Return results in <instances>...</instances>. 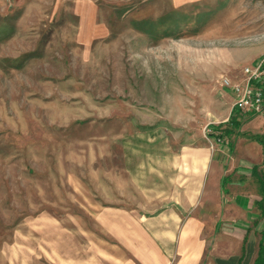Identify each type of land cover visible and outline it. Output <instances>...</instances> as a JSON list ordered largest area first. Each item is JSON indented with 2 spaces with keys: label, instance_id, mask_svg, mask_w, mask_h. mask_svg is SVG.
I'll return each instance as SVG.
<instances>
[{
  "label": "rangeland",
  "instance_id": "rangeland-1",
  "mask_svg": "<svg viewBox=\"0 0 264 264\" xmlns=\"http://www.w3.org/2000/svg\"><path fill=\"white\" fill-rule=\"evenodd\" d=\"M263 55L264 0H0V264H159L188 192L199 264H254L264 117L223 77Z\"/></svg>",
  "mask_w": 264,
  "mask_h": 264
},
{
  "label": "crops",
  "instance_id": "crops-1",
  "mask_svg": "<svg viewBox=\"0 0 264 264\" xmlns=\"http://www.w3.org/2000/svg\"><path fill=\"white\" fill-rule=\"evenodd\" d=\"M245 115V114H242ZM190 161V158H188ZM198 171L194 173L193 180H198V184L192 187L193 195L200 196L202 190L207 189V183L216 187L218 191V161L207 175V160L205 154L198 157ZM190 181L183 184L188 190H191ZM184 196L186 204L172 205L170 216H163L167 220V228H170L167 235H163L166 241V253L162 252L159 264H199L206 255V242L203 230L207 227L218 230V211L211 207L199 206L190 207L191 199ZM191 198V197H190ZM195 205V204H194ZM215 210L214 212H212ZM214 215L215 222L211 220ZM209 225V226H208ZM181 230V232H179ZM178 233H181L178 237ZM204 237V238H203ZM239 260V259H238ZM238 263V261H237Z\"/></svg>",
  "mask_w": 264,
  "mask_h": 264
},
{
  "label": "built area",
  "instance_id": "built-area-1",
  "mask_svg": "<svg viewBox=\"0 0 264 264\" xmlns=\"http://www.w3.org/2000/svg\"><path fill=\"white\" fill-rule=\"evenodd\" d=\"M242 72L243 77L239 81L223 77V85L234 94L232 110L264 117V55L245 65Z\"/></svg>",
  "mask_w": 264,
  "mask_h": 264
},
{
  "label": "trees",
  "instance_id": "trees-1",
  "mask_svg": "<svg viewBox=\"0 0 264 264\" xmlns=\"http://www.w3.org/2000/svg\"><path fill=\"white\" fill-rule=\"evenodd\" d=\"M234 112V111H233ZM228 122H230L232 125L239 127L241 121L238 120L234 114L232 113ZM217 126H213V128H216ZM217 129V128H216ZM219 129V126H218ZM227 132H229V130H227ZM259 181L261 184V189H262V193H263V197L262 199L258 202L260 207L263 209L264 211V174L259 176ZM262 237L260 239L259 242V250H258V255L254 261V264H264V230L262 231ZM245 248V247H244ZM245 257V251L243 252V254L240 256L238 263L237 264H241V262L244 260Z\"/></svg>",
  "mask_w": 264,
  "mask_h": 264
}]
</instances>
